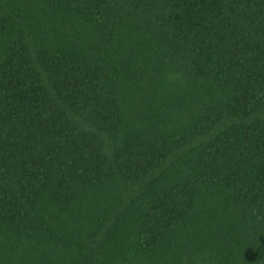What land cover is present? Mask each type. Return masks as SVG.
I'll return each mask as SVG.
<instances>
[{
    "label": "trees",
    "instance_id": "1",
    "mask_svg": "<svg viewBox=\"0 0 264 264\" xmlns=\"http://www.w3.org/2000/svg\"><path fill=\"white\" fill-rule=\"evenodd\" d=\"M0 264H264V0H0Z\"/></svg>",
    "mask_w": 264,
    "mask_h": 264
}]
</instances>
